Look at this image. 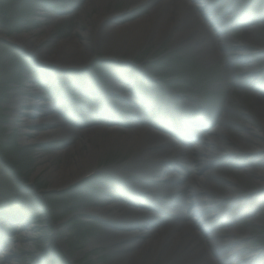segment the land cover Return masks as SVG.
Wrapping results in <instances>:
<instances>
[{
	"label": "rangeland",
	"instance_id": "374dc122",
	"mask_svg": "<svg viewBox=\"0 0 264 264\" xmlns=\"http://www.w3.org/2000/svg\"><path fill=\"white\" fill-rule=\"evenodd\" d=\"M214 1L218 0L204 3L213 7L217 17L233 4L238 12L247 8L255 21L264 19V0H223L218 5ZM160 2L107 0L100 7L91 0H0V264H113L110 251L96 243L108 228L127 225L107 226L100 218H86L83 212L108 196L129 198L145 206L154 204L161 215H156L150 227L161 225V210L166 211L174 199L163 198L160 191L140 195L119 190L108 170L128 166L121 173L130 185H135L134 180L155 185L149 176L153 165L147 167L148 175L135 174V148L123 141L125 133L141 126L137 119L172 124L181 130L183 107L188 103L203 104L211 114L226 110L224 127L229 140L221 153L214 152L220 164L214 176L221 180L216 182L217 189L225 200L217 211L236 208L229 218L240 213L236 232L248 239L245 246L250 251L264 249V181L256 180V171L264 170V87L260 85L255 91V80L248 82L244 75L248 71L244 64L251 57L252 67L264 80V26L247 47V57L240 56L239 62L234 59L238 56L234 50L211 61L203 50L210 45H178L173 37L164 36L134 47H126L125 39L117 43L120 47H115L119 48L115 54L103 50L95 54L84 70H61L41 64L37 57L34 64L28 63L4 41L16 34L43 31L52 23L42 48L51 50L54 43L66 40L90 41L94 46L99 15L142 19L151 15ZM181 25L188 28V24ZM236 25L228 33L233 48L246 44V28ZM233 76L236 77L232 79ZM14 96L37 98L41 107L28 113L51 107L72 127H104L106 133L98 134L95 142L97 150H101L96 157V171L69 187L54 189L49 171L72 165L88 145L82 144L80 153L71 152L65 158L61 155L76 145L75 137L38 145L24 142L29 139L21 127L25 110L18 109L17 115L11 113L9 105ZM45 130V126L38 129ZM111 131L118 132L113 135ZM181 133L188 135L183 130ZM150 134L155 136L152 131ZM242 138L248 140L250 148L233 146H238ZM41 159L45 160L43 164ZM195 159L200 162L202 156ZM169 162L163 164L165 170H179V162ZM187 180L185 177L180 184L184 187ZM186 192L194 204L192 209H196L193 217L198 226L206 208L193 201L199 197L193 189ZM202 232H206L204 227ZM152 264L167 262L158 256Z\"/></svg>",
	"mask_w": 264,
	"mask_h": 264
},
{
	"label": "bare ground",
	"instance_id": "6f19581e",
	"mask_svg": "<svg viewBox=\"0 0 264 264\" xmlns=\"http://www.w3.org/2000/svg\"><path fill=\"white\" fill-rule=\"evenodd\" d=\"M106 1L91 0L93 4L100 7L104 6ZM205 1L207 0H199L198 2L193 0H161L158 7H153L151 15L142 19L99 15L96 21L94 46L90 41L66 40L54 43L51 50L42 48L46 35L52 29V23L46 26L43 31L16 34L9 40L23 47L33 57L39 58L41 64L49 67L55 66V69L61 70L85 69L95 54L102 50L109 54H115L119 49L115 47H120V45L116 46L117 43L120 44L125 39L127 40L126 47H134L140 43L157 41L164 36L173 37L174 42L178 45L208 44L210 46L203 50L206 51L209 60L215 61L227 55L229 48L232 47V40L224 30H217L212 25L213 21L217 25H221V23L215 19L206 18V12L201 8L207 3ZM87 6H90V3ZM229 9V12L238 11L233 4L229 5ZM181 23L188 24V28H183ZM217 28L220 27L217 26ZM259 29L260 22L251 23L245 30L246 41L244 43L246 44L233 48L235 55L240 56L247 53V47L255 41ZM111 48L114 51H111ZM247 75L256 78V71L249 68ZM256 80L259 79L256 78ZM262 82L264 81L259 80L258 83L264 87ZM39 103L35 97L26 100L20 96H14L10 102L12 114L17 115L18 109L25 110L21 117V127L23 131L28 133L29 139H24V142L38 145L48 140L75 137L76 145L61 155L65 158L71 152L80 153L82 144L88 145L87 151L84 154H79L72 165L49 171L53 188L69 187L85 176L92 175L96 171V157L101 152L95 147L96 137L98 134L106 133V129L95 126L81 128L76 124H72V127L51 107H46L39 113H28V111L40 106ZM187 107L191 108L188 113L195 111L194 105L189 104ZM216 117V126L208 132L210 143L206 148L212 150V155L209 158L206 157L209 153L208 149L197 148L192 155V152L190 153L185 149L184 143L187 141L184 143L178 140L174 141L171 137L165 136L168 135L165 130L163 136L151 135L146 127H136L126 132L123 141L129 142V145L135 148L134 160L138 167L135 173L140 177L146 176L148 175L147 167L152 165L155 167L152 170L153 175L152 173L149 174L155 185L151 186L149 183L134 180L133 183L138 189H133L141 192L151 191L150 193L154 194L160 191L163 198H173V206L165 210L173 211L177 215H183V212L187 210V207L179 205L178 202L179 197L187 199L189 196L185 187L180 184L184 180L183 174L187 168L195 172L192 185L194 192L211 193V190L217 192L211 184L214 180V174L204 171L210 166L208 160L218 157L213 152L221 153L229 140L227 131L222 126L223 121L227 118L226 112L221 111L217 113ZM137 121L140 124L146 123L145 126L148 125L147 122L138 119ZM44 126L47 130L39 132L38 129ZM254 131L257 132V130ZM117 132L111 131L113 135ZM237 144L238 146L234 144L233 146L236 148L251 147L246 138H242ZM200 156L202 159L197 162L195 158ZM44 162V159L40 160L41 164ZM165 162H179L181 164L179 166L180 171L165 170L163 167ZM126 167L128 166L108 170L116 178L117 186H121L125 182L121 172H124ZM42 168L43 166L39 170ZM199 172L200 174H198ZM256 172V180L264 181V170H257ZM168 185L171 187L167 189L166 186ZM118 189L122 190V187ZM121 198L108 196V199L83 211L86 218H100L107 226H113L116 223L127 225L116 229L108 228L105 236L96 243V245H102L110 251L111 256L115 259L113 264H152L158 256H163L167 264H219L220 260L214 255L213 250L223 246L224 241H222L221 236L206 235L205 232H202V227L198 225L195 228L189 221L161 223L157 228L150 227L153 220L157 218L156 215L161 214H158L152 206H145L127 198ZM178 206L182 208V211L176 209Z\"/></svg>",
	"mask_w": 264,
	"mask_h": 264
},
{
	"label": "water",
	"instance_id": "95a60500",
	"mask_svg": "<svg viewBox=\"0 0 264 264\" xmlns=\"http://www.w3.org/2000/svg\"><path fill=\"white\" fill-rule=\"evenodd\" d=\"M4 41L11 47H13L14 49L18 50L19 53L31 64H34L36 62V60L34 59V57L28 52L26 51L23 47L11 42L8 39H4Z\"/></svg>",
	"mask_w": 264,
	"mask_h": 264
}]
</instances>
